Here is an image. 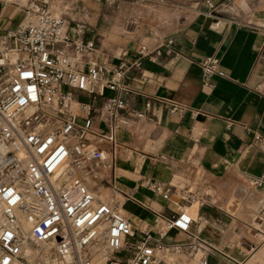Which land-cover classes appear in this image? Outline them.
<instances>
[{"label": "crops", "instance_id": "1", "mask_svg": "<svg viewBox=\"0 0 264 264\" xmlns=\"http://www.w3.org/2000/svg\"><path fill=\"white\" fill-rule=\"evenodd\" d=\"M72 3L64 14L71 34L93 40L99 59L130 66L129 92L116 95L134 109L152 100L151 120H130L115 150L106 147L112 167L100 169L99 182L132 195L122 208L134 226H153L155 213L169 217L180 205L144 180L192 192L199 202L192 231L215 250L208 264H264V0H168L144 9L131 0L118 8L103 0ZM126 12L140 21L133 36L114 28ZM21 19L0 5V33ZM169 39L172 49L134 65L141 46L154 50ZM208 56L220 58L223 73L212 88L201 81ZM167 241L185 236L171 232Z\"/></svg>", "mask_w": 264, "mask_h": 264}, {"label": "built area", "instance_id": "2", "mask_svg": "<svg viewBox=\"0 0 264 264\" xmlns=\"http://www.w3.org/2000/svg\"><path fill=\"white\" fill-rule=\"evenodd\" d=\"M54 1L0 0L22 15L17 27L0 33V264H170L172 256L208 264L215 250L192 231L195 220L180 203L196 202L192 192L144 180L180 205L169 217L155 213L153 226H134L122 208L130 193L116 188L120 199L107 202L86 184L112 167L106 147L115 150L116 134L130 120H151L152 100L134 109L116 95L129 92L130 66L99 59L95 42L74 37ZM105 1L118 8L124 0ZM173 46L172 39L154 50L143 45L134 65ZM201 68L204 88L223 76L218 57H205ZM171 232L185 241L168 242ZM28 248L36 251L31 260Z\"/></svg>", "mask_w": 264, "mask_h": 264}, {"label": "rangeland", "instance_id": "3", "mask_svg": "<svg viewBox=\"0 0 264 264\" xmlns=\"http://www.w3.org/2000/svg\"><path fill=\"white\" fill-rule=\"evenodd\" d=\"M74 1L77 2V5L80 7L83 5V2H84V0H74ZM103 2L105 3V5L110 6L105 0H103ZM53 6H54L55 13L57 15H61L64 17V14H70L71 13V11L74 7V4L72 3V0H55L53 2ZM138 7L141 9H144V7H140V6H138ZM132 21H134V20L132 18H130L126 12L125 15L118 17L116 19V22L114 24V28H115V30L126 33L129 36H133L134 30L131 31L129 29V25ZM139 22L140 21L138 19V21L136 23L139 24ZM85 182L88 185V187L95 193L96 197L101 199V200H103L102 198H106V200L108 202H114L116 199H120V197L117 194H115L111 190L104 187L99 182L98 179L88 177L85 179ZM233 198L238 200V202H239V199L241 198V196L238 194V195H234ZM193 205L199 206V202L196 201V202H193L192 204H188L187 207L190 208V211L193 209L192 208ZM169 259L170 260L172 259L171 260L172 262L170 264H199L198 260L187 259L185 257L172 256Z\"/></svg>", "mask_w": 264, "mask_h": 264}, {"label": "bare ground", "instance_id": "4", "mask_svg": "<svg viewBox=\"0 0 264 264\" xmlns=\"http://www.w3.org/2000/svg\"><path fill=\"white\" fill-rule=\"evenodd\" d=\"M102 198V197H101ZM104 201H107L106 198H102ZM108 202V201H107ZM188 212L189 214L194 218V212L193 210L190 211V208H188ZM25 229H28L29 226L28 225H25L24 226ZM25 254L27 255V257L31 260L34 255L36 254V251L32 248H28L26 251H25Z\"/></svg>", "mask_w": 264, "mask_h": 264}]
</instances>
